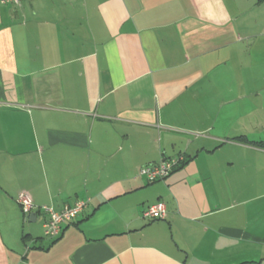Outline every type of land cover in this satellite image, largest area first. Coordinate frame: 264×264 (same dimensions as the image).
I'll return each instance as SVG.
<instances>
[{
  "label": "crops",
  "instance_id": "1",
  "mask_svg": "<svg viewBox=\"0 0 264 264\" xmlns=\"http://www.w3.org/2000/svg\"><path fill=\"white\" fill-rule=\"evenodd\" d=\"M0 264H264V0L0 4Z\"/></svg>",
  "mask_w": 264,
  "mask_h": 264
},
{
  "label": "built area",
  "instance_id": "2",
  "mask_svg": "<svg viewBox=\"0 0 264 264\" xmlns=\"http://www.w3.org/2000/svg\"><path fill=\"white\" fill-rule=\"evenodd\" d=\"M24 0H0V4L20 5ZM185 163L183 156L175 158H164L158 163L148 164L140 168L139 175L144 177L149 183L161 182L168 179L173 172ZM26 218L35 210L45 215L43 224L44 235L48 239H57L64 225L73 223L86 209L88 202L79 201L74 206H65L58 211L53 207H37L30 195L21 193L17 199ZM168 210L163 202L147 207L143 213L144 219L148 221H158L166 219Z\"/></svg>",
  "mask_w": 264,
  "mask_h": 264
},
{
  "label": "water",
  "instance_id": "3",
  "mask_svg": "<svg viewBox=\"0 0 264 264\" xmlns=\"http://www.w3.org/2000/svg\"><path fill=\"white\" fill-rule=\"evenodd\" d=\"M35 217V214H30L28 217H27V221H30V222H34L32 221V218Z\"/></svg>",
  "mask_w": 264,
  "mask_h": 264
}]
</instances>
